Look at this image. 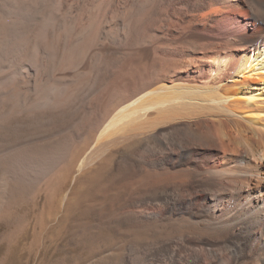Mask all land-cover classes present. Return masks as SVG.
<instances>
[{
	"label": "bare ground",
	"instance_id": "1",
	"mask_svg": "<svg viewBox=\"0 0 264 264\" xmlns=\"http://www.w3.org/2000/svg\"><path fill=\"white\" fill-rule=\"evenodd\" d=\"M33 197L80 264H264V0H0V219Z\"/></svg>",
	"mask_w": 264,
	"mask_h": 264
},
{
	"label": "rangeland",
	"instance_id": "2",
	"mask_svg": "<svg viewBox=\"0 0 264 264\" xmlns=\"http://www.w3.org/2000/svg\"><path fill=\"white\" fill-rule=\"evenodd\" d=\"M36 199L37 197H33L27 202L23 201L24 203L21 202L13 207L12 213L17 217L16 219L23 216L21 220H25L21 227L13 223L14 221L7 222L0 219V264H52L64 255V251L72 253L75 262L80 264L81 259L83 258L84 261L88 256V250L72 242V228H68L70 231L66 227L59 228L61 230H55L51 235H46L36 228L34 224V213L37 209ZM42 201L41 199L39 202V208L42 207ZM35 230L37 231L35 232Z\"/></svg>",
	"mask_w": 264,
	"mask_h": 264
}]
</instances>
